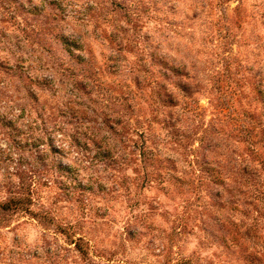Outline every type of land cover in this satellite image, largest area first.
Here are the masks:
<instances>
[{"label":"rangeland","instance_id":"374dc122","mask_svg":"<svg viewBox=\"0 0 264 264\" xmlns=\"http://www.w3.org/2000/svg\"><path fill=\"white\" fill-rule=\"evenodd\" d=\"M0 264H264V0H0Z\"/></svg>","mask_w":264,"mask_h":264},{"label":"trees","instance_id":"16d2710c","mask_svg":"<svg viewBox=\"0 0 264 264\" xmlns=\"http://www.w3.org/2000/svg\"><path fill=\"white\" fill-rule=\"evenodd\" d=\"M165 100H166V96H165ZM162 102H164V101H162ZM226 169H227V168H226ZM212 171H213L214 173H215V172L218 173V175H219L220 178H221V172L219 171V169H213ZM227 172H228V170H227ZM212 176H213L216 180L219 179V177H217L216 175H212ZM19 201H20V200H13L11 203H13L14 205H18ZM5 208L7 209V208H8V205H6Z\"/></svg>","mask_w":264,"mask_h":264}]
</instances>
